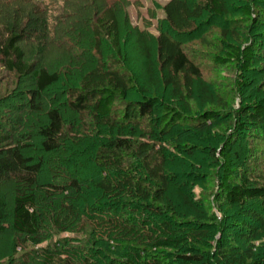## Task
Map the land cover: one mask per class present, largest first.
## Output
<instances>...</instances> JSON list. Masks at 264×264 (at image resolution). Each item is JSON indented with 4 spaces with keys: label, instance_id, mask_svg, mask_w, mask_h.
I'll return each instance as SVG.
<instances>
[{
    "label": "trees",
    "instance_id": "trees-1",
    "mask_svg": "<svg viewBox=\"0 0 264 264\" xmlns=\"http://www.w3.org/2000/svg\"><path fill=\"white\" fill-rule=\"evenodd\" d=\"M80 1L0 0V63L17 78L32 80L33 88L27 96L33 110L42 111L36 102L57 88L62 79L58 72L30 62L22 45L35 42L36 54H45L49 44L60 41L66 31L71 19L65 14L68 4ZM85 1L93 8L80 7L84 13H78H95L91 25L95 48L89 52L94 63L65 90L66 106L78 116L79 124L66 127L62 111L51 106L42 111L38 136L45 156L65 153L71 142L84 146L102 137L93 158L98 178L90 189L85 190L78 179L70 180L64 188L44 176L45 157L37 161L27 157L25 149L29 146L12 143L11 136L0 132V183L24 185L15 190L10 205L0 196V231L10 227L24 247H33L23 255L22 264H31L32 255L39 260L37 264H264V254H258L254 247L264 230V179L259 183L242 175L239 181H232L237 143L247 138L264 139V99L231 111L230 126L235 130L223 142L212 131L223 126L219 120L226 112L206 111L187 123L182 109L190 111L188 100L195 93L196 80L203 77L183 38L202 34L197 24L205 16L224 19L230 0H170L165 5L167 28L154 40L155 57L150 49L142 52L151 61L150 67L157 69V81L170 90V102L153 95L151 88L137 90L125 68L116 9L108 0H103L100 8L94 0ZM242 8L246 18L256 16L250 5ZM260 10L264 15V6ZM223 34L227 37L229 32ZM105 42L118 51V58L110 65L102 57ZM254 60L253 47L243 48L231 41H225L220 55L215 56L219 67L239 65L235 86L240 94L250 85L248 75ZM150 76H154L153 71ZM219 105L226 107L221 102ZM184 124L205 139L203 150L209 159L206 170L216 171L214 201L239 212L240 239L245 248L219 240L208 251L215 231L219 228L224 232V220L229 219H219L206 204L205 195L192 198L195 195L189 187L198 175L189 172L187 161H196L199 147L188 148L179 138ZM200 182L206 189L208 181ZM68 188L70 196L56 197ZM49 225L60 233L79 234L80 255L39 248L48 239ZM94 247L108 250L109 255H96ZM159 248L171 249L159 253Z\"/></svg>",
    "mask_w": 264,
    "mask_h": 264
},
{
    "label": "rangeland",
    "instance_id": "rangeland-1",
    "mask_svg": "<svg viewBox=\"0 0 264 264\" xmlns=\"http://www.w3.org/2000/svg\"><path fill=\"white\" fill-rule=\"evenodd\" d=\"M94 1L100 8L103 0ZM169 1L108 0L112 8L116 9L119 18L120 28H122L123 60L126 70L135 80L137 90L142 87L144 89L151 88L153 95L159 96L166 102H170L169 95L171 92L163 88L161 83L157 81L158 71L156 68L150 67L151 61L144 57L142 51L143 49H150L155 57L154 40L162 30L167 28L164 7ZM186 1L196 3L202 0ZM263 1L230 0L227 4L229 13L224 19L205 16L197 24L202 28V34L183 38L187 53L195 63L200 65L203 74L202 79L196 80L195 93L192 99L188 100L190 111L182 107L183 113L187 123H191L192 118H196L206 111L226 112V116H221L219 120L223 126L214 128L212 131L213 135L219 136L217 138L221 142L226 140L227 135L235 130L234 126H230V121L233 120L231 111L246 105V103L260 102L264 99V15L261 14L263 13L261 10L258 11L264 6ZM245 4L255 8V17L248 19L243 15L242 6ZM92 6V3L85 0H81L77 5L75 3L68 4L69 9L65 14H68L71 19L66 26V31L63 32L60 41L46 46L45 54H36L35 42L27 41L22 45L26 49L30 62H35L49 72H58L61 75L62 83L57 88L51 89L49 93L43 94V98L36 104L41 106L42 111L49 110L51 106L58 107L65 116L66 127L71 126L72 123L78 125L79 119L66 106L67 95L65 90L70 85L71 80H77L80 74L83 71H88L94 63L89 52H93L95 48L91 29L92 17H95V13H92L91 10L88 15L78 13V11L84 13L80 7H85L83 10H89L93 8ZM99 8H97V13ZM225 30L229 32L227 37L223 34ZM225 41H231L243 48L245 46L254 48L255 60L248 75L250 85L245 88L242 94L235 86L240 74L239 65L229 64L219 67L215 64V56L220 55V50ZM102 53L103 61L107 65L118 58V51L110 42L103 44ZM151 69H153L154 76H150ZM32 88L33 82L30 78H17L8 73L0 63V132L11 136L12 143L29 146L25 149L27 157H31L35 161L45 157L44 176L48 180L55 181L66 188L70 180L78 179L85 190L92 188L95 179L98 178L93 158L102 137L93 142H87L84 146L71 142L67 145L65 153L60 155H43L38 136V127L43 121V112L33 110L30 107L29 96L27 95ZM220 102L226 107L219 105ZM174 106L181 107L177 103H174ZM118 108L122 109V107ZM101 131L100 133H102ZM178 135L185 141L188 148L199 147L198 153L194 155L196 163L187 161L189 172L198 175L196 180L192 179L194 183L189 187V190L193 191V195H195L192 198H200L205 195L206 204L212 209V212L219 216V219H224V217L229 219L224 220V228H226L224 232L221 233L219 228L215 231V237L211 240V248L208 251L210 252L219 240L225 241L227 245L245 248L246 245L240 239L241 229L237 219L239 212L227 204L220 205L214 201L217 192V178L213 177L216 171L212 172L211 168L206 170L209 166V159L203 150L206 145L205 139L201 138L202 136L197 134L193 127L188 124L182 125ZM200 138L202 139L201 142L197 141ZM241 138L245 139L244 135ZM187 147H184L185 150ZM171 149L173 150V148ZM234 152L237 157L233 166L235 178L233 177L232 181L237 182L242 175H246L257 180L256 182L262 183L261 181L264 179L261 177L264 174V139L247 138V140L237 143ZM63 181L67 183H62ZM200 181H208L205 186L206 189L202 188ZM17 188H24V185L15 182H1L0 196L7 199L10 205ZM71 193L68 188L67 192L57 193L56 197L70 196ZM206 223L211 222L207 220ZM221 224L224 225V223ZM48 227L51 228L50 231H47L48 239L46 237L47 240L39 248L49 247L54 252H61L62 255H68V253L73 255L75 251L80 253L79 234L73 232L60 233V230L51 225ZM259 235L260 237L255 241L254 247L258 254H264V230ZM104 239L107 240V237L105 236ZM180 244L182 243L180 242ZM23 247L24 244L10 230V227L7 228L6 232L0 231V264H22L23 255L33 248L30 244H26L22 250ZM94 249L98 250L96 255L102 258L109 255L108 250L99 251L101 249L97 247ZM170 249L159 248L158 252H169ZM201 249L197 250L200 251ZM37 250L39 249L37 248ZM64 252L66 253L63 254ZM38 261L32 255L31 264H37Z\"/></svg>",
    "mask_w": 264,
    "mask_h": 264
}]
</instances>
